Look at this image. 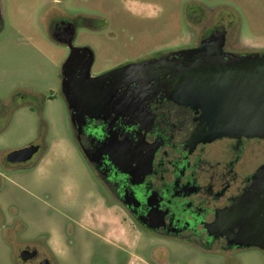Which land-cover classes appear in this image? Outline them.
I'll use <instances>...</instances> for the list:
<instances>
[{
    "label": "flooded vegetation",
    "instance_id": "af4514ba",
    "mask_svg": "<svg viewBox=\"0 0 264 264\" xmlns=\"http://www.w3.org/2000/svg\"><path fill=\"white\" fill-rule=\"evenodd\" d=\"M91 1L92 12L49 10L44 21L51 41L66 50L61 94L71 137L95 183L93 203L73 218L88 233L92 222L108 228L94 232L101 250L79 251L93 243L47 234L44 244L22 247L19 263L58 264L59 245L61 264H132V233L234 258L246 249L229 246L226 236L208 228L264 171V137L195 140L198 126L211 124L175 98V67L183 52L203 43L222 44L225 60L264 56V21L258 19L264 0H255L252 17L240 6L200 0H187L181 12L180 0ZM107 2H115L111 11ZM0 18L1 32V5ZM90 34L99 50L77 44ZM89 81L91 90H73ZM115 219L126 238L112 236ZM23 251L34 256L23 260Z\"/></svg>",
    "mask_w": 264,
    "mask_h": 264
},
{
    "label": "rangeland",
    "instance_id": "374dc122",
    "mask_svg": "<svg viewBox=\"0 0 264 264\" xmlns=\"http://www.w3.org/2000/svg\"><path fill=\"white\" fill-rule=\"evenodd\" d=\"M186 1L180 0V12ZM200 1L240 6L249 17L257 11L255 0ZM53 3L0 0L4 19L0 32V264H20L22 247L44 244L47 234L65 238L72 235L93 243L92 247L81 244L79 251L101 250L102 238L94 232L102 233L99 229L108 228L96 221L88 225L93 231L88 233L73 218L93 203L90 192L95 183L71 137L61 94L60 70L66 50L51 41L44 21L49 10L76 16L83 11L92 12L94 4L91 0ZM106 5L111 11L115 2ZM259 11V22H263V8ZM86 43L99 50L93 35L77 41L80 45ZM30 145L40 146L31 163L7 162L10 152ZM33 163L35 166H30ZM109 228L115 239L126 238L117 219ZM127 244L132 264H264V253L255 248L221 259L181 243L135 233L128 236ZM56 250L61 264L59 245Z\"/></svg>",
    "mask_w": 264,
    "mask_h": 264
},
{
    "label": "water",
    "instance_id": "95a60500",
    "mask_svg": "<svg viewBox=\"0 0 264 264\" xmlns=\"http://www.w3.org/2000/svg\"><path fill=\"white\" fill-rule=\"evenodd\" d=\"M221 48L222 44L203 43L196 50L183 52L175 67V98L182 105L201 110L200 121L211 124L198 126L193 138L208 141L220 137L263 138L264 56L225 60ZM66 85L64 79L63 91ZM92 85L91 81L84 82L73 90H91ZM39 150L34 145L15 150L6 160L11 164L26 163ZM208 229L216 236H226L229 246L255 248L264 253V171L255 176L250 190L219 214ZM33 256L29 251L21 253L23 260Z\"/></svg>",
    "mask_w": 264,
    "mask_h": 264
},
{
    "label": "crops",
    "instance_id": "0c3cea01",
    "mask_svg": "<svg viewBox=\"0 0 264 264\" xmlns=\"http://www.w3.org/2000/svg\"><path fill=\"white\" fill-rule=\"evenodd\" d=\"M59 2H57L56 4H58Z\"/></svg>",
    "mask_w": 264,
    "mask_h": 264
}]
</instances>
